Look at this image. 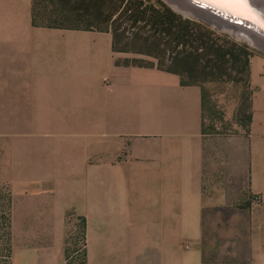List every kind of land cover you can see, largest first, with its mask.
Segmentation results:
<instances>
[{
	"label": "crops",
	"instance_id": "1",
	"mask_svg": "<svg viewBox=\"0 0 264 264\" xmlns=\"http://www.w3.org/2000/svg\"><path fill=\"white\" fill-rule=\"evenodd\" d=\"M112 46L110 31L34 26L32 0H0L1 113L48 98L53 112L95 114L97 220L110 217L123 241L143 237L151 264H168L169 252L184 264V244L199 261L216 213L264 195V54L251 59L250 121L227 133L205 129L198 83L121 65Z\"/></svg>",
	"mask_w": 264,
	"mask_h": 264
},
{
	"label": "rangeland",
	"instance_id": "2",
	"mask_svg": "<svg viewBox=\"0 0 264 264\" xmlns=\"http://www.w3.org/2000/svg\"><path fill=\"white\" fill-rule=\"evenodd\" d=\"M86 2L36 0L37 21L91 23L95 31H110L121 65L175 71L183 81L201 86L207 131L244 128L251 59L263 50L167 0H113L96 17L82 15ZM254 2L264 9V0ZM170 12L177 24L193 23L189 36L183 37L181 29L179 35L177 28L167 30L160 17ZM71 102L78 105L80 98ZM48 103L39 98L37 109L22 114L1 113L6 109L0 107V264H151V244L143 237L123 241L110 217L97 220L95 165L101 137L95 114H80L79 108L53 112ZM245 205L249 210L237 215L217 212L220 225L203 228L201 264H264V195L249 194L239 206ZM190 248L184 244L182 262L199 264ZM167 261L181 264L171 252Z\"/></svg>",
	"mask_w": 264,
	"mask_h": 264
},
{
	"label": "water",
	"instance_id": "3",
	"mask_svg": "<svg viewBox=\"0 0 264 264\" xmlns=\"http://www.w3.org/2000/svg\"><path fill=\"white\" fill-rule=\"evenodd\" d=\"M193 9L192 15L218 26L236 27L245 30L252 37V45L264 51V9L254 0H180ZM202 12V13H198ZM261 38V39H260Z\"/></svg>",
	"mask_w": 264,
	"mask_h": 264
},
{
	"label": "trees",
	"instance_id": "4",
	"mask_svg": "<svg viewBox=\"0 0 264 264\" xmlns=\"http://www.w3.org/2000/svg\"><path fill=\"white\" fill-rule=\"evenodd\" d=\"M113 0H87L85 7H84V11L85 13H83L82 15L85 16H100L101 15V7H103V5H105L108 2H112ZM116 1V0H115ZM119 4L123 3L125 0H117ZM128 2V0H127ZM119 7V6H118ZM114 10H117V8H114ZM169 12V11H168ZM111 13L107 14L106 17L108 18L110 16ZM170 16H162L160 17V20L164 23H167V30H172V28H177V34L179 35L180 33V29L183 30L184 32L182 33L183 37L184 36H189V26H191V22H189L188 20H183L184 21V25H180L175 23V16L170 12L169 14ZM32 24L34 26H43V27H51V28H74V29H84V30H99L96 26H94L93 24H87V25H73V26H63V25H59L56 23H39L37 21V15H36V0H32ZM179 37V36H178ZM113 49H116L113 45ZM175 72V71H174ZM178 73V72H176ZM179 74V73H178ZM180 75V74H179ZM182 82L185 83V81L182 80ZM250 121V113L249 116L247 118V122L248 123Z\"/></svg>",
	"mask_w": 264,
	"mask_h": 264
},
{
	"label": "bare ground",
	"instance_id": "5",
	"mask_svg": "<svg viewBox=\"0 0 264 264\" xmlns=\"http://www.w3.org/2000/svg\"><path fill=\"white\" fill-rule=\"evenodd\" d=\"M167 1H169L175 8H177V10H181L185 13L192 14V12L195 11V10L193 11V9H191V7L188 5L187 2L182 3L180 0H167ZM197 12L202 13L199 11H197ZM211 22L214 23L215 25H218L217 22L219 23V21L216 22L213 20ZM224 28L231 30L233 34L235 33L239 37L241 36L242 38L248 39L250 42H255V40H253L255 37H252L249 33H247L245 30H243L241 28H236V27H224Z\"/></svg>",
	"mask_w": 264,
	"mask_h": 264
},
{
	"label": "snow or ice",
	"instance_id": "6",
	"mask_svg": "<svg viewBox=\"0 0 264 264\" xmlns=\"http://www.w3.org/2000/svg\"><path fill=\"white\" fill-rule=\"evenodd\" d=\"M238 2H243V0H238Z\"/></svg>",
	"mask_w": 264,
	"mask_h": 264
}]
</instances>
